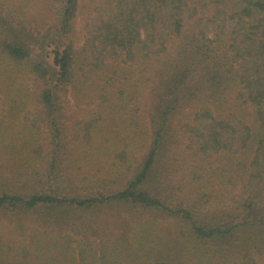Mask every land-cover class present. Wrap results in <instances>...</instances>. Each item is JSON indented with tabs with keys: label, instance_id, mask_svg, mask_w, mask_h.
I'll use <instances>...</instances> for the list:
<instances>
[{
	"label": "trees",
	"instance_id": "1",
	"mask_svg": "<svg viewBox=\"0 0 264 264\" xmlns=\"http://www.w3.org/2000/svg\"><path fill=\"white\" fill-rule=\"evenodd\" d=\"M0 264H264V0H0Z\"/></svg>",
	"mask_w": 264,
	"mask_h": 264
},
{
	"label": "rangeland",
	"instance_id": "2",
	"mask_svg": "<svg viewBox=\"0 0 264 264\" xmlns=\"http://www.w3.org/2000/svg\"><path fill=\"white\" fill-rule=\"evenodd\" d=\"M213 13V10L212 9H209L208 11H207V14L208 15H211ZM82 26V23L81 22H79V27H81Z\"/></svg>",
	"mask_w": 264,
	"mask_h": 264
}]
</instances>
